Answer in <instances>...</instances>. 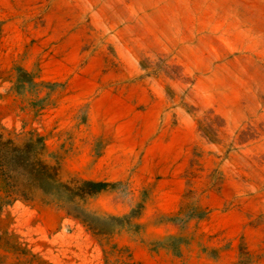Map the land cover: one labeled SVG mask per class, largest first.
<instances>
[{
  "label": "rangeland",
  "instance_id": "obj_1",
  "mask_svg": "<svg viewBox=\"0 0 264 264\" xmlns=\"http://www.w3.org/2000/svg\"><path fill=\"white\" fill-rule=\"evenodd\" d=\"M0 264H264V0H0Z\"/></svg>",
  "mask_w": 264,
  "mask_h": 264
}]
</instances>
